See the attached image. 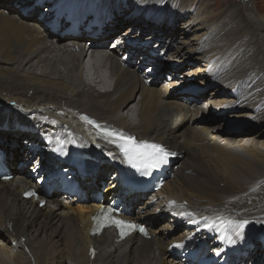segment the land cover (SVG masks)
I'll return each mask as SVG.
<instances>
[{
	"label": "bare ground",
	"instance_id": "6f19581e",
	"mask_svg": "<svg viewBox=\"0 0 264 264\" xmlns=\"http://www.w3.org/2000/svg\"><path fill=\"white\" fill-rule=\"evenodd\" d=\"M132 1L0 0V103L13 104L0 110V149L16 174L12 180L0 179V235L12 241L0 247V264H185L170 247L194 232L185 224L192 226L202 215L208 216L204 225L213 227L257 218L247 221L249 227L264 231V128L249 134L264 126V49L255 54L252 46H264V32L260 40L254 32V24L264 29V14L246 8L240 16L236 9H222L217 18L207 12L211 5L206 2L204 9L193 8L196 0H136L145 7L141 11ZM163 4L167 13L160 11ZM68 11L86 22L97 18L101 33L82 28L77 36L63 34ZM183 12L187 19L182 21ZM177 23L182 35L175 31ZM146 32L144 40L167 50L166 60L148 51L136 56ZM193 56L200 64L181 73ZM149 60L158 62L155 78L143 67ZM200 87L204 92L196 90ZM207 110H213L209 118ZM233 115L247 124H238ZM85 116L176 153L173 175L161 191L129 190L126 198L132 210L126 216L146 223L151 239L132 235L117 242L109 230L98 237L89 234L91 215L102 203L96 199L102 182L107 197L123 189L113 140L87 124ZM247 120L258 126H247ZM42 133L77 139L94 159L78 176L82 194H68L50 183L53 191L47 196L35 176L18 165L32 162L41 166L40 178L46 177L54 161L49 151L20 145L22 136L43 143ZM29 187L40 191V200L23 197ZM44 198L48 203L40 207ZM188 210L196 216L184 220ZM212 250L219 248L213 244ZM250 252L253 258L264 255L260 247Z\"/></svg>",
	"mask_w": 264,
	"mask_h": 264
},
{
	"label": "rangeland",
	"instance_id": "374dc122",
	"mask_svg": "<svg viewBox=\"0 0 264 264\" xmlns=\"http://www.w3.org/2000/svg\"><path fill=\"white\" fill-rule=\"evenodd\" d=\"M71 1V0H70ZM132 1V0H131ZM148 0H146V2H147ZM163 1V0H162ZM164 1H169V0H164ZM215 1H217L218 3L217 4H215ZM133 2V8L135 7V9L136 8H139V7H141L142 9H141V11L142 10H144L145 9V7L141 4V3H139V2H137L136 0H133L132 1ZM205 2L207 3V4H205ZM207 6V5H211V8L207 11V12H209V13H211V15H213V16H215V17H219L220 16V12H221V10L222 9H224V10H231V9H236L237 11H240L239 13H240V16L244 13L243 11H245L246 10V8H247V10H248V12H253L255 15L257 14V13H259V14H264V0H196L195 1V3H194V5H193V8H197L198 10L201 8V9H204L205 8V5ZM170 6H172V3H170L169 4ZM166 8V6L163 4V5H161V10L160 11H163V12H166L167 13V10L165 9ZM172 8H170L169 10H171ZM195 9H194V11H195ZM173 10V9H172ZM159 11V12H160ZM246 13V12H245ZM188 14H190V13H188ZM182 21L183 20H185V19H187V18H185V15H184V12H183V14H182ZM244 23V22H243ZM128 24H130V23H128ZM128 24H126V26L124 27V29L128 26ZM256 25V26H255ZM254 26L256 27V29H255V36H258L259 37V40H260V38L263 36L262 34V32H264V29H261L260 30V26H259V24H254ZM181 23H177V28H176V30L175 31H178V32H181V34L180 35H182V30H181ZM246 28H247V26H246ZM261 32V33H260ZM188 34H190L191 35V33H188ZM178 35V34H177ZM170 36V34H166V39H167V37H169ZM262 39V38H261ZM85 40H83L82 41V43L84 42ZM89 41H91V39H89ZM261 43V42H260ZM263 44L261 43V46H262ZM253 46V48H254V53L255 54H257V52L258 51H261V49H264V46H262V47H260V45H258L257 44V42L255 43V44H253L252 45ZM260 48V49H259ZM196 57H198L197 55H195ZM189 61L187 62V63H185V64H183L184 65V68L182 69V71H181V73L182 72H188L189 70H191L192 68H194V67H196V66H198L200 63L198 62V60L193 56L192 58H189L188 59ZM194 61V62H193ZM182 76V75H181ZM199 85H200V83H198ZM197 84V85H198ZM198 85V86H199ZM206 85V84H205ZM207 85H209V84H207ZM217 85L215 84V85H213L211 88H209L208 90H207V95H210L209 93L216 87ZM138 97H139V95H138ZM137 97V98H138ZM133 102H136V100H134ZM12 103H6V102H2V104L0 103V110H3L5 107H12ZM12 109H14V108H12ZM212 112H213V110H211ZM211 111H208L207 110V112H206V115H207V117L209 118V116L211 117ZM213 115V114H212ZM205 116V115H204ZM207 117H204V118H207ZM233 117V119L237 122L238 121V124L239 123H245V124H247L246 123V121L244 120V119H242V118H240V117H238L237 115H233L232 116ZM217 119H219V118H217ZM248 121V125L247 126H250V127H253V129L254 128H256L258 125H256V126H252V125H250L252 122L250 121V120H247ZM217 122H223V120L222 119H219ZM224 124H225V128L227 129V123H225L224 122ZM261 126H258L256 129H254L253 130V132H251V133H249V134H252V133H255V132H257L258 130H260V129H262V128H264V126L262 125V124H260ZM246 126V127H247ZM263 126V127H262ZM245 127V128H246ZM247 129V128H246ZM231 133V132H230ZM234 133V132H233ZM235 135H239V134H235ZM263 140H264V137H263ZM23 144V143H22ZM25 145V144H24ZM31 167V164H28L27 165V168H30ZM184 228H182V230H183ZM12 243V241H7V238H6V236H3V235H0V247L1 246H3V244H11Z\"/></svg>",
	"mask_w": 264,
	"mask_h": 264
},
{
	"label": "snow or ice",
	"instance_id": "6c2138e0",
	"mask_svg": "<svg viewBox=\"0 0 264 264\" xmlns=\"http://www.w3.org/2000/svg\"><path fill=\"white\" fill-rule=\"evenodd\" d=\"M91 123V121H89ZM101 134L106 136L107 138L116 137L119 141H121V150L124 155L128 159V163L136 168L137 170H143L144 174H148V169L158 168L162 164L167 162V156L169 153L158 144H150L147 142H137L134 137L124 136L122 134L116 133L114 131L108 129H102ZM30 195L32 193H29ZM112 209H101L103 213H111ZM189 215H191L189 213ZM99 219V217H97ZM113 223L118 225L121 228V233L127 234L125 229L132 230L137 226L131 222L123 221V220H113ZM227 224H237L239 223L240 227H243L247 224V221L236 222V221H226ZM208 227H212V225H207ZM140 231L145 232L146 230L141 228ZM219 254V253H218Z\"/></svg>",
	"mask_w": 264,
	"mask_h": 264
},
{
	"label": "trees",
	"instance_id": "16d2710c",
	"mask_svg": "<svg viewBox=\"0 0 264 264\" xmlns=\"http://www.w3.org/2000/svg\"><path fill=\"white\" fill-rule=\"evenodd\" d=\"M205 116H207V115H205Z\"/></svg>",
	"mask_w": 264,
	"mask_h": 264
}]
</instances>
